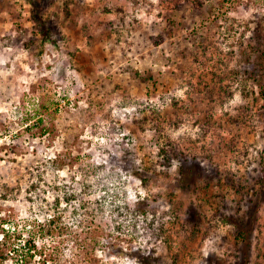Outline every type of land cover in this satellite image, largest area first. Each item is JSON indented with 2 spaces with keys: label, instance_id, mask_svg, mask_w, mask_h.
Masks as SVG:
<instances>
[{
  "label": "rangeland",
  "instance_id": "rangeland-1",
  "mask_svg": "<svg viewBox=\"0 0 264 264\" xmlns=\"http://www.w3.org/2000/svg\"><path fill=\"white\" fill-rule=\"evenodd\" d=\"M36 7L45 42L0 0V225L29 264H264V0Z\"/></svg>",
  "mask_w": 264,
  "mask_h": 264
},
{
  "label": "trees",
  "instance_id": "trees-1",
  "mask_svg": "<svg viewBox=\"0 0 264 264\" xmlns=\"http://www.w3.org/2000/svg\"><path fill=\"white\" fill-rule=\"evenodd\" d=\"M29 2L32 5V19L38 27L42 42H45L46 40H49L50 37L49 26L47 25L46 21L39 15L36 7V0H29ZM262 52L264 56V49L262 50ZM262 59L264 60V57H262ZM256 82L260 89V95L264 100L263 74H259ZM57 201H59V199H57ZM55 220V217H53L51 220H48V228L46 230L44 229L46 233H51L52 226ZM239 226H241V224ZM0 228L2 230L0 232V264H8L12 259L14 261L13 264H29L30 260L35 256V253L37 252V246L34 241V237L30 235L33 232H31L29 236L23 240L21 239L22 232L17 227L7 228L0 225ZM135 258L139 262V264H152L151 255L140 254L135 255ZM41 263H43V261Z\"/></svg>",
  "mask_w": 264,
  "mask_h": 264
}]
</instances>
